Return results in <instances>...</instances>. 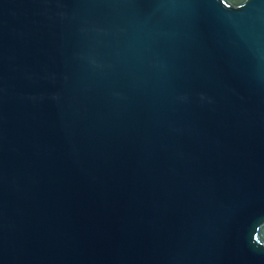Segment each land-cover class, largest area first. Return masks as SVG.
<instances>
[{
    "label": "water",
    "instance_id": "95a60500",
    "mask_svg": "<svg viewBox=\"0 0 264 264\" xmlns=\"http://www.w3.org/2000/svg\"><path fill=\"white\" fill-rule=\"evenodd\" d=\"M0 264H264V0H0Z\"/></svg>",
    "mask_w": 264,
    "mask_h": 264
}]
</instances>
